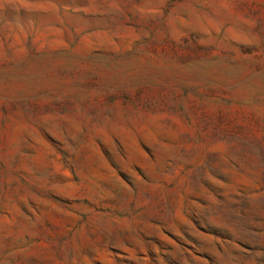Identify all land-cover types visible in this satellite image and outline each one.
<instances>
[{
  "label": "rangeland",
  "instance_id": "374dc122",
  "mask_svg": "<svg viewBox=\"0 0 264 264\" xmlns=\"http://www.w3.org/2000/svg\"><path fill=\"white\" fill-rule=\"evenodd\" d=\"M0 264H264V0H0Z\"/></svg>",
  "mask_w": 264,
  "mask_h": 264
}]
</instances>
